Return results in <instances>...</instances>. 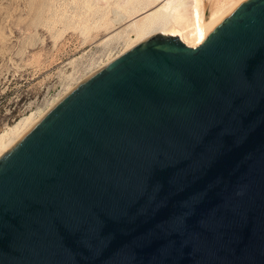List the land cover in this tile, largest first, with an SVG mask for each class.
Wrapping results in <instances>:
<instances>
[{"label": "water", "instance_id": "obj_1", "mask_svg": "<svg viewBox=\"0 0 264 264\" xmlns=\"http://www.w3.org/2000/svg\"><path fill=\"white\" fill-rule=\"evenodd\" d=\"M0 264H264V0L161 33L0 157Z\"/></svg>", "mask_w": 264, "mask_h": 264}, {"label": "bare ground", "instance_id": "obj_2", "mask_svg": "<svg viewBox=\"0 0 264 264\" xmlns=\"http://www.w3.org/2000/svg\"><path fill=\"white\" fill-rule=\"evenodd\" d=\"M242 1L28 0V6L30 10L41 11L42 27L55 39L59 36L58 32L63 33L60 35L63 37L65 32L72 29L83 37V44H100L111 39H116L117 43L121 44L120 51L115 55L109 53L106 62L101 61L103 63L98 64L97 69L95 67L94 70L91 69L92 72H89L91 76L114 59L159 33L179 36L187 46L198 47L215 24ZM60 26L63 30H58ZM89 76L81 78L75 85L73 84L74 86L70 84L45 109L21 117L1 133L0 157L57 101Z\"/></svg>", "mask_w": 264, "mask_h": 264}, {"label": "rangeland", "instance_id": "obj_3", "mask_svg": "<svg viewBox=\"0 0 264 264\" xmlns=\"http://www.w3.org/2000/svg\"><path fill=\"white\" fill-rule=\"evenodd\" d=\"M38 11L29 9L28 0H0V134L21 117L45 109L122 48L116 39L83 44L72 29L55 39L42 27Z\"/></svg>", "mask_w": 264, "mask_h": 264}]
</instances>
